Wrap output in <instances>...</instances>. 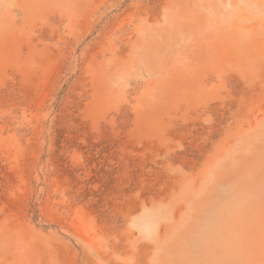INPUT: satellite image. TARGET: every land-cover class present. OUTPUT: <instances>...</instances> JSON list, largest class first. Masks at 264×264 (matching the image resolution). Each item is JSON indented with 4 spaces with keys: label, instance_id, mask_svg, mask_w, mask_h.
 Instances as JSON below:
<instances>
[{
    "label": "rangeland",
    "instance_id": "374dc122",
    "mask_svg": "<svg viewBox=\"0 0 264 264\" xmlns=\"http://www.w3.org/2000/svg\"><path fill=\"white\" fill-rule=\"evenodd\" d=\"M0 264H264V0H0Z\"/></svg>",
    "mask_w": 264,
    "mask_h": 264
}]
</instances>
